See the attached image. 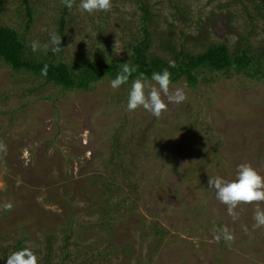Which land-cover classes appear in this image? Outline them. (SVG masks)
Masks as SVG:
<instances>
[{
  "label": "rangeland",
  "instance_id": "1",
  "mask_svg": "<svg viewBox=\"0 0 264 264\" xmlns=\"http://www.w3.org/2000/svg\"><path fill=\"white\" fill-rule=\"evenodd\" d=\"M31 1L28 29L22 0H0V25L23 32L28 54L47 61H124L144 33L141 2L151 9L154 55L171 59V41L190 54L226 43L232 53L264 56L261 0H112L110 11L93 14L75 0L64 15V38L62 0ZM53 32L62 38L60 52L32 51V41L48 43ZM202 77L196 87L185 78L172 83L187 99L156 118L142 107L127 109L132 82L113 89L106 78L91 90H65L0 63V141L7 146L0 205H14L0 208V264L23 235L41 258L48 233L59 264L71 231L63 264H264V227L253 228L257 205H239L234 221L208 187L210 177L235 179L241 163L264 176V79ZM104 187L112 197L99 195ZM106 200L122 207L108 212L117 217L112 231L99 225ZM258 206L264 210V202ZM224 226L234 241H215L214 229Z\"/></svg>",
  "mask_w": 264,
  "mask_h": 264
},
{
  "label": "trees",
  "instance_id": "2",
  "mask_svg": "<svg viewBox=\"0 0 264 264\" xmlns=\"http://www.w3.org/2000/svg\"><path fill=\"white\" fill-rule=\"evenodd\" d=\"M24 6V12L26 16V28L28 29L34 21V9L31 0H22ZM264 3V0H261ZM140 8L143 12L142 15V28L144 33L141 37L132 40L129 55L124 61L116 58L105 59L103 57L86 58L79 64L73 66L66 61L59 60H44L42 58H36L28 54L27 45L23 37V32L17 31L9 25H0V63L9 67L10 70L21 72L29 76H35L45 79L46 82H51L57 86L62 87L65 90H91L94 84L100 80L109 78L114 79L121 71L122 64L128 62L131 66L137 68V72L133 73L129 77V82H133L140 73H143L151 81V75L153 72H159L167 68L171 72L172 83L178 82L185 78L191 87H196L200 82L202 75L206 71L213 73L223 72L227 75L230 73L244 74L252 79H264V56L249 54L246 50H240L237 52H231L226 43L213 44L208 46L207 50L190 54L187 50L178 48L175 44H171V41L167 43V47L172 55L171 59H166L160 55H154L150 52L152 43V31L148 28V22L151 17V9L146 2L140 3ZM65 10L62 11L60 18L59 32L62 38H64V30L66 28ZM1 11V9H0ZM165 45V46H166ZM63 48V46L61 47ZM169 61L175 62V67H169ZM48 66L47 75L41 74V70L44 66ZM205 81H207L205 79ZM30 89V92H33ZM113 147L116 144H112ZM1 154V153H0ZM12 157L6 161H12ZM88 186V183L85 182ZM97 181L94 179L91 182V186H95ZM109 192V196L112 197V190L108 187L101 188L99 195H105ZM100 212L102 218L100 219L101 227H104L110 231L114 230L117 217L113 214H109L110 210L116 213L122 210L120 203H112L110 200H106L104 204H100ZM113 220V221H112ZM74 219L71 217L67 220L68 230H72ZM66 229H63L65 231ZM73 236V232H69L65 236V243L61 247V263H65L69 259L68 253L69 240ZM54 239L55 235L48 233L45 240V252L43 256L38 257L39 264H53L54 261ZM29 239L26 235H23L22 239L17 240L14 245V251L22 250L27 246ZM39 251L35 249L34 253L37 255ZM11 254V253H9ZM9 256V255H8Z\"/></svg>",
  "mask_w": 264,
  "mask_h": 264
},
{
  "label": "clouds",
  "instance_id": "3",
  "mask_svg": "<svg viewBox=\"0 0 264 264\" xmlns=\"http://www.w3.org/2000/svg\"><path fill=\"white\" fill-rule=\"evenodd\" d=\"M62 3L68 9H72L75 0H62ZM78 8L93 14L95 12L110 11L112 0H80ZM61 37L56 33H50L49 42L43 45L39 41H32L30 47L33 52L45 50L51 46L53 53L61 51ZM169 67H175L174 61H169ZM48 66L45 65L41 74L47 75ZM137 72V68L131 66L128 62L122 64L121 71L111 80L110 86L118 89L128 83L129 77ZM171 72L165 68L159 72H153L151 82L148 77L140 73L132 82L128 93L127 109L135 111L138 108L151 113L154 117L160 118L163 113L169 110V105H178L187 99L183 88L173 87L171 81ZM7 146L0 141V153L6 154ZM208 187L214 189L216 199L226 205L229 216L235 221L239 217L236 211L241 204H256L253 219L255 221L253 228L264 227V210L259 208V203L264 202V176L252 167L250 163H241L235 179H225L221 176L210 177ZM14 205L10 201L0 205L4 211H11ZM246 230V229H245ZM214 239L220 242L223 239L226 243L234 241L235 236L230 232L227 226L214 229ZM7 264H39L38 257L31 247L25 246L22 250L14 251L7 257Z\"/></svg>",
  "mask_w": 264,
  "mask_h": 264
}]
</instances>
